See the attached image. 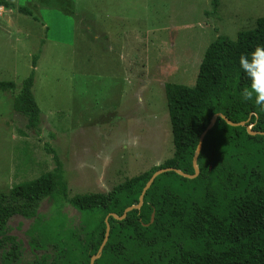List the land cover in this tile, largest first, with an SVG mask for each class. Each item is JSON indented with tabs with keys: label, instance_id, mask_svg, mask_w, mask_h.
<instances>
[{
	"label": "rangeland",
	"instance_id": "obj_1",
	"mask_svg": "<svg viewBox=\"0 0 264 264\" xmlns=\"http://www.w3.org/2000/svg\"><path fill=\"white\" fill-rule=\"evenodd\" d=\"M9 1L17 8H0V80L19 88L35 69L42 119L29 128L13 107L17 91H0V193L51 172L52 151L67 192L59 201L41 200L32 218L10 219L18 258L5 260V245L0 264H83L102 211H80L71 199L108 194L173 157L165 85L195 86L209 45L256 28L264 0H220L217 11L212 0ZM130 237L110 238L100 264L136 256Z\"/></svg>",
	"mask_w": 264,
	"mask_h": 264
},
{
	"label": "trees",
	"instance_id": "obj_2",
	"mask_svg": "<svg viewBox=\"0 0 264 264\" xmlns=\"http://www.w3.org/2000/svg\"><path fill=\"white\" fill-rule=\"evenodd\" d=\"M212 6L217 11L220 0H212ZM0 7L17 8L9 0H0ZM18 9L33 17L29 8ZM260 44H264V17L257 20L256 28L240 32L237 40L219 35L205 52L195 86L165 85L173 157L108 194H83L71 199L80 211H102L99 224L84 244L83 264H90L91 257L98 253L105 237L106 216H122L127 207L138 204L154 172L173 167L195 174L193 157L200 136L217 113L246 125L231 126L218 118L203 141L196 178L174 171L163 173L147 191L141 209L128 212L123 220L109 218V239L130 234L136 253L132 259L119 258L111 264H264V134L248 131L251 126L253 131L264 133V110L243 100L242 91L250 81L239 66L240 56L250 54ZM33 66L36 68V63ZM34 85L35 69L19 88L14 81L0 80V91H17L14 110L27 117L29 128L37 129L42 111ZM52 155L57 166L51 172L19 184L9 193H0V248L10 245L5 260L17 259L19 251L17 238L8 232L10 219L14 215L32 218L41 200L59 201L66 196L63 165L54 151ZM189 184H195L193 192L187 191ZM165 244L168 248L164 250ZM108 249L109 240L95 264H100Z\"/></svg>",
	"mask_w": 264,
	"mask_h": 264
},
{
	"label": "water",
	"instance_id": "obj_3",
	"mask_svg": "<svg viewBox=\"0 0 264 264\" xmlns=\"http://www.w3.org/2000/svg\"><path fill=\"white\" fill-rule=\"evenodd\" d=\"M218 118L224 119L231 126H239V125L245 126L246 125V122L235 123V122L231 121L228 117H226L223 113H217L212 118L210 124L207 126V128L204 130V132L200 136L199 144L197 146V149H196L195 154H194V157H193V167H194V170H195V174L190 175V174L184 173L183 171H181V170H179L177 168H173V167L160 168L159 170H157L156 172H154L153 175L151 176V178L149 179V181L147 182V184L145 185V187L143 188V190H142V192L140 194V197H139L138 204L127 207L125 209V211H124V213H123L122 216H118L115 213H110V214H108L106 216V219H105V222H106L105 237H104V240H103V242H102V244H101V246H100V248L98 250V253L95 254V255H93L91 257L90 264H95L96 260L101 256V254L103 252V249H104V247L106 246V244H107V242L109 240L110 231H111V226H110V223H109V218L110 217H114L117 220H123L124 218H126L128 212H130V211H132L134 209H138V210L141 209V207L143 206L144 198H145V195H146L147 191L152 186V184L154 183L155 179L158 176H160L163 173L170 172V171H174L177 174H179V175H181L183 177L189 178V179H194V178H196L199 175L200 170H199V166H198V160H199V156H200V153H201V150H202L203 141H204L207 133L216 124V121H217ZM248 131H249L250 134H257V133L264 134L263 132L253 131L250 126L248 127Z\"/></svg>",
	"mask_w": 264,
	"mask_h": 264
},
{
	"label": "clouds",
	"instance_id": "obj_4",
	"mask_svg": "<svg viewBox=\"0 0 264 264\" xmlns=\"http://www.w3.org/2000/svg\"><path fill=\"white\" fill-rule=\"evenodd\" d=\"M239 66L250 81L242 91L243 100L252 101L264 110V44L256 46L250 54H242Z\"/></svg>",
	"mask_w": 264,
	"mask_h": 264
},
{
	"label": "crops",
	"instance_id": "obj_5",
	"mask_svg": "<svg viewBox=\"0 0 264 264\" xmlns=\"http://www.w3.org/2000/svg\"><path fill=\"white\" fill-rule=\"evenodd\" d=\"M11 2V1H10ZM13 3V2H12ZM15 4V3H14ZM0 8H2V9H5L4 7H0ZM14 10V9H13ZM6 11H9V12H13L12 11V9H6ZM24 32V38H25V41L24 42H27V41H29V35H26L27 34V31H23Z\"/></svg>",
	"mask_w": 264,
	"mask_h": 264
}]
</instances>
